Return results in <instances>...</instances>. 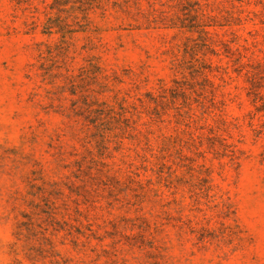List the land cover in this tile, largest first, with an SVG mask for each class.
I'll list each match as a JSON object with an SVG mask.
<instances>
[{"label":"rangeland","instance_id":"obj_1","mask_svg":"<svg viewBox=\"0 0 264 264\" xmlns=\"http://www.w3.org/2000/svg\"><path fill=\"white\" fill-rule=\"evenodd\" d=\"M248 1L242 10L252 20L241 33L248 39V55L257 61L250 67L258 69L256 92L262 101L264 0ZM51 2L0 0V264H264V101L258 109L254 106L247 76L225 87L217 153L208 151V141L196 144L199 149L176 145L172 153L174 132L166 120L165 151L179 164V173L172 177L180 184L177 194L164 197L168 205L156 204L152 197L136 213L127 211L113 190L98 186L84 192L63 186L53 228L47 217L23 218L29 210L26 180L35 161L48 177L69 175L62 164L72 157L55 161L49 143L66 122L60 106H67L72 95L66 88L57 91L52 81L58 65L64 71L85 62L81 56L76 65L55 62L50 51L57 36L41 27ZM120 22L109 18L96 34H75L74 47L81 52L88 46L86 54L100 56L96 63L107 69L142 72L146 89L155 88L159 79L170 85L168 50L176 42V30L133 29ZM184 139L177 136L180 143ZM62 141L74 143L69 136ZM192 168H201L203 175L193 171L190 180ZM205 172H210L209 181ZM140 214L151 224L163 223L157 235L163 243L160 254L140 246L135 221Z\"/></svg>","mask_w":264,"mask_h":264},{"label":"trees","instance_id":"obj_2","mask_svg":"<svg viewBox=\"0 0 264 264\" xmlns=\"http://www.w3.org/2000/svg\"><path fill=\"white\" fill-rule=\"evenodd\" d=\"M248 3L52 0L45 8L41 27L42 32L57 36L50 51L55 62L76 65L78 56L85 61L76 69L65 66L64 71H59L62 66L58 65L52 81L57 91L66 88L72 98L67 106H60L66 122L52 136L49 146L55 161H65V156L72 160L62 164V169H69V175H55L56 178L45 175L43 165L34 162L35 168L26 180L24 201L29 210L23 218L40 221L47 217L53 228L58 223L57 199L63 194V186L84 192L98 186L113 190L118 196L116 200L123 202L127 211L132 209L136 213L152 197L156 204L168 205L164 197L177 194L180 184L172 177L179 173V164L165 151L166 120L171 121L174 132L170 134L172 153L176 145L182 150L187 145L196 148V144L200 147L208 141L205 145L214 154L224 130L225 87L234 79L247 76L254 106L258 109L263 104L256 92L258 69L250 67L257 61L248 55V39L241 33L252 20L242 10ZM109 18L133 29L176 30V42L168 50L173 73L170 85L159 79L155 88L146 89L148 79L142 77V72L131 68L107 69L96 63L100 56L86 54L88 46L81 52L76 50L75 34H96L101 30L99 24ZM56 79L62 84H56ZM206 129L208 135H204ZM182 135L185 139L180 143L177 136ZM67 136L74 143L64 144L62 138ZM193 171L203 175L201 168H192L188 171L190 180ZM209 174L205 172L207 181ZM135 221L142 249L160 254L163 243L157 235L162 232L163 223L151 224L143 214Z\"/></svg>","mask_w":264,"mask_h":264}]
</instances>
